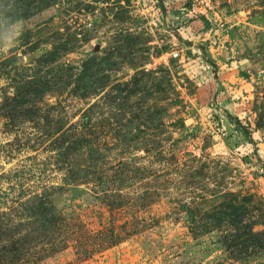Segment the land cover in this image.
Returning a JSON list of instances; mask_svg holds the SVG:
<instances>
[{
  "label": "rangeland",
  "instance_id": "1",
  "mask_svg": "<svg viewBox=\"0 0 264 264\" xmlns=\"http://www.w3.org/2000/svg\"><path fill=\"white\" fill-rule=\"evenodd\" d=\"M263 164L264 0H0V264H264Z\"/></svg>",
  "mask_w": 264,
  "mask_h": 264
},
{
  "label": "built area",
  "instance_id": "2",
  "mask_svg": "<svg viewBox=\"0 0 264 264\" xmlns=\"http://www.w3.org/2000/svg\"><path fill=\"white\" fill-rule=\"evenodd\" d=\"M176 55H177V54H176ZM176 55L173 54V56H176Z\"/></svg>",
  "mask_w": 264,
  "mask_h": 264
},
{
  "label": "trees",
  "instance_id": "3",
  "mask_svg": "<svg viewBox=\"0 0 264 264\" xmlns=\"http://www.w3.org/2000/svg\"><path fill=\"white\" fill-rule=\"evenodd\" d=\"M264 165V164H263ZM264 167V166H263Z\"/></svg>",
  "mask_w": 264,
  "mask_h": 264
}]
</instances>
